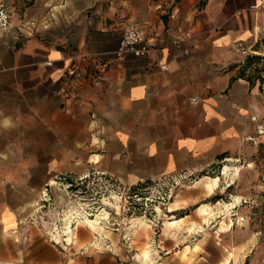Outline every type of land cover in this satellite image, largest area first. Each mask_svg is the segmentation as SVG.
Returning <instances> with one entry per match:
<instances>
[{
	"label": "crops",
	"instance_id": "obj_1",
	"mask_svg": "<svg viewBox=\"0 0 264 264\" xmlns=\"http://www.w3.org/2000/svg\"><path fill=\"white\" fill-rule=\"evenodd\" d=\"M255 1L35 0L24 24L15 14L11 29L0 32V141L11 135L14 150L30 153L6 171L10 190L20 195L24 188L29 197L0 201V237L11 232L14 246L27 242L28 264H139L121 248L68 257L39 225L23 227L21 220L59 174L97 169L133 184L182 169L202 172L222 155L246 153L249 140L264 136V76L237 77L245 56L234 47L264 48V5L255 10ZM53 24L58 34L51 48L47 38L27 31ZM129 25L146 32L149 56L114 55ZM68 29L79 32L65 35ZM76 66L80 73L72 74ZM214 192L201 181L179 188L168 210L178 218L159 234L157 256L135 257L217 264V253L218 264H236L226 254L239 248L238 225L205 227L210 213L199 205Z\"/></svg>",
	"mask_w": 264,
	"mask_h": 264
},
{
	"label": "rangeland",
	"instance_id": "obj_2",
	"mask_svg": "<svg viewBox=\"0 0 264 264\" xmlns=\"http://www.w3.org/2000/svg\"><path fill=\"white\" fill-rule=\"evenodd\" d=\"M34 2L35 0H25L22 6L12 3L20 23L24 24L26 12L28 9L33 8ZM22 27L24 29V26ZM27 31H32L33 36L47 38L48 48L55 46V38L58 32L54 24L53 26H48V28H34ZM67 32L78 34L79 31L68 29L65 31V35ZM77 36L75 37L76 39H78ZM64 45L69 48L67 43ZM257 56H260V58H256ZM250 60H252L251 63H249ZM241 64L247 65L246 75L252 78L260 76L259 69H264V48L250 51V54L245 57L244 62ZM261 75H264V71H262ZM9 138H11V135L9 137L4 136L0 141V149H2L0 153V201L7 200L14 204L19 200H26L29 197V193L24 188L20 190L22 191L20 195H16L14 191H11V187L6 183V171L16 161L28 156L30 153H19L14 150L13 146L16 143L9 142ZM18 145H23V142ZM86 172L87 170L78 175ZM78 175L71 176L70 173H63L59 174L57 178L50 177L48 179L49 184L41 191L32 214L30 217L22 219L20 224L23 227L26 224L29 225L28 223L32 217L37 219L40 224L41 221L39 219L43 217V221L49 231V235L46 237L48 243L57 246L58 249L67 253L68 257L69 255L74 257L77 251L109 250L106 244L110 243L112 244L113 252L118 253V248H121L122 256L133 259L139 264H151L152 261L143 263L135 256L138 253L144 254L148 249H152V260L157 256L159 234L164 225H169V221L178 218V216L171 217L172 215L168 211L169 207L172 208L174 206H171L170 203L174 200L176 192L171 200L163 198L162 194L156 192H143L142 198L139 200L142 209L133 215L127 211L125 202L118 203L119 206H117V198L115 200L110 199V201L105 200L108 202H102L97 198L96 200H99V202L94 204L91 187L88 189L83 187L80 190L81 192L77 193L75 186H67ZM215 179H218V181ZM198 181L205 183L210 193L215 190L207 201H202L199 205L201 209L205 206L203 209L205 211L207 209L211 215L205 217L206 229L216 230L218 228L222 229L221 227L226 229L227 224L231 225L232 221L234 225H238L240 233L239 248L229 249L226 255L230 256L233 253L236 264H264V136L260 139L249 140L248 151L241 153V156L221 159L209 169L198 172L194 183ZM234 196L241 197V203L231 209L229 213L223 215L224 203H231ZM37 204L42 205V209L36 211ZM110 205L117 206L119 214L115 210L112 211ZM105 207L106 209L103 211ZM155 207L158 212L154 211ZM195 208L197 206H192L188 211ZM70 210L81 213L74 214L76 217L72 221L74 222L72 223L74 230L72 240H69V236L63 233L64 219ZM102 212H110V214L102 220L100 219L102 221L100 226L85 220V216L94 219ZM89 213L93 214L90 216ZM219 220L222 221L218 225ZM143 221H146V223L144 224ZM210 221L212 222L210 223ZM125 229L133 232V238L128 243H125L123 238ZM194 230L195 228L190 229L192 232ZM52 234L60 235L59 240H56ZM10 235L11 232L5 238L2 235L0 237V250L4 252L0 255L2 256L0 257V264H28V243L20 240L14 246L12 243L14 237ZM186 235L188 233L184 234V236ZM7 243H12L10 256L12 258L10 260H8ZM129 244L131 248H128ZM212 256H214L213 261L217 264L222 258L221 254L217 253H212ZM69 264H73V260H70Z\"/></svg>",
	"mask_w": 264,
	"mask_h": 264
},
{
	"label": "built area",
	"instance_id": "obj_3",
	"mask_svg": "<svg viewBox=\"0 0 264 264\" xmlns=\"http://www.w3.org/2000/svg\"><path fill=\"white\" fill-rule=\"evenodd\" d=\"M261 5H264V0H256L252 5V8L256 10ZM15 14L16 12L11 3L5 0H0V32L11 29L12 19ZM234 48L236 52L245 57L250 54V51H253L251 48L246 47L243 43H237ZM151 50L152 44L147 38L146 32L136 25H129L123 31L118 47L114 51V55L118 58L124 57L126 55L147 57L151 53ZM53 64V61L46 62L47 66H52ZM79 70L80 68L78 66L74 67L72 74L80 73ZM197 173L198 171L195 169H182L174 173L160 175L149 182L126 184L115 175L97 169H90L87 170L86 173L78 175L75 179H73L72 182L68 183L67 186H75L77 188V193L81 192L80 190L83 187H86V189L91 187V195L93 197L92 201H94V204L98 203L99 200L102 202H108L105 200L110 201V199L115 200L117 198V206H119L118 203L125 202L127 211L135 215L142 209V205L139 203V200L142 198L143 192H156L158 194H162L163 198L171 200L177 189L185 185L192 184L196 181ZM58 179L61 180L59 177ZM48 184L49 183H47V185ZM97 198L99 200H96ZM110 206L112 211L115 210V212L119 214V212H117L119 211L117 206ZM42 207V205L37 204L36 211L42 209ZM105 209L106 207L103 211H105ZM154 211L158 212L156 207ZM107 213L108 215L110 214V212ZM92 214L93 213H89L90 216ZM39 220L41 221L40 224L38 223L37 219L32 217L28 224L39 225L43 232L46 235H49L48 227L43 221V217H40ZM155 226H157V224H155ZM132 235L133 232L131 230H124L123 238L125 243L131 241L133 238ZM106 246L110 251H112V244L107 243ZM130 246L131 245L129 244L128 248H131Z\"/></svg>",
	"mask_w": 264,
	"mask_h": 264
},
{
	"label": "bare ground",
	"instance_id": "obj_4",
	"mask_svg": "<svg viewBox=\"0 0 264 264\" xmlns=\"http://www.w3.org/2000/svg\"><path fill=\"white\" fill-rule=\"evenodd\" d=\"M210 179V178H209ZM215 180H217L218 181V179H215ZM214 180V181H215ZM53 183H55V182H53ZM217 183V182H216ZM241 203V197H239V196H234V199H233V201L231 202V203H224V210H223V214H226V213H229L230 212V210L231 209H233V208H235L238 204H240ZM75 213H78V211H73V210H70L69 211V213H67V216H66V218L64 219L65 220V226H63L64 227V230H63V233L65 234V235H67V236H69V240H72V237H73V232H74V230H73V225H72V223H74V222H72L73 221V218H75L76 216L74 215ZM78 214H81V213H78ZM108 215V213L107 212H102V213H99L98 215H97V217L96 218H94V219H90L89 217H87V216H85V220L86 221H88V222H93V223H95V225H101V223H102V219L103 218H105L106 216ZM101 219V220H100ZM79 220V219H78ZM77 220V221H78ZM208 221H209V219H208ZM80 222V221H79ZM143 223L145 224L146 223V221H143ZM78 224V223H77ZM147 225V224H146ZM149 225V224H148ZM76 228H77V226H76ZM147 228V227H146ZM59 236L60 235H56V234H53V237L56 239V240H59ZM70 242V241H69ZM145 254V257L147 258L148 257V259L150 260V258H149V256L152 254V250L151 249H148L147 251H146V253H144ZM142 256V255H141ZM140 257V256H139ZM142 259V258H141ZM147 260V259H146Z\"/></svg>",
	"mask_w": 264,
	"mask_h": 264
},
{
	"label": "trees",
	"instance_id": "obj_5",
	"mask_svg": "<svg viewBox=\"0 0 264 264\" xmlns=\"http://www.w3.org/2000/svg\"><path fill=\"white\" fill-rule=\"evenodd\" d=\"M204 4H205V0H201L200 5L203 6ZM256 58H260V56H257ZM251 61H252V60H250L249 63H251ZM246 68H247V65H242V64H241L240 69H239V73H238L237 77H245V78H247V79H248L249 81H251V82H252L253 80H255V79L263 80V76H264V75H261V74H262V71H264V69H263V70H260V69H259L260 76H257V77H255V78H252V77H250L249 75H246ZM256 70H258V69H256ZM224 158H226V155H222V156H221V159H224Z\"/></svg>",
	"mask_w": 264,
	"mask_h": 264
}]
</instances>
